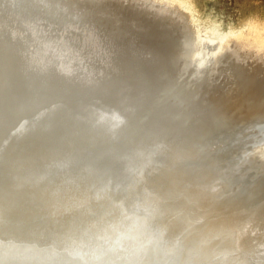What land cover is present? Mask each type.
I'll use <instances>...</instances> for the list:
<instances>
[{
    "label": "bare ground",
    "instance_id": "1",
    "mask_svg": "<svg viewBox=\"0 0 264 264\" xmlns=\"http://www.w3.org/2000/svg\"><path fill=\"white\" fill-rule=\"evenodd\" d=\"M259 24L0 0V264H264Z\"/></svg>",
    "mask_w": 264,
    "mask_h": 264
},
{
    "label": "rangeland",
    "instance_id": "2",
    "mask_svg": "<svg viewBox=\"0 0 264 264\" xmlns=\"http://www.w3.org/2000/svg\"><path fill=\"white\" fill-rule=\"evenodd\" d=\"M190 2L196 18L204 28L214 27L220 32H227L245 28L249 23L264 25V0H190Z\"/></svg>",
    "mask_w": 264,
    "mask_h": 264
},
{
    "label": "water",
    "instance_id": "3",
    "mask_svg": "<svg viewBox=\"0 0 264 264\" xmlns=\"http://www.w3.org/2000/svg\"><path fill=\"white\" fill-rule=\"evenodd\" d=\"M206 66H208V65H206ZM195 68H197L198 69V67H197V65L195 66ZM203 68H205V67H199V71H202L203 70ZM204 76L205 75H202V77H203V79H204ZM202 77H201V79H202ZM192 80H198V79H192ZM157 112H159V111H157ZM157 112H154L155 113V115H156V113ZM154 113H153V115H154ZM148 116V115H147ZM129 117V120H130V115L128 116ZM176 121L177 122H179L178 121V119L176 118ZM131 122H132V119H131ZM133 124H135V123H133ZM157 125H159L158 123H154L153 125H148L147 123H145V121H141V123L139 124V128H141L140 130H141V132H142V134L144 133V131L146 132V131H148V133H147V136L145 137V135H144V137L145 138H142L143 140H141V142L142 143H144L145 141V143H147L148 144V142H149V140L154 136H158V134H159V137L158 138H160V139H158L157 140V142H159V143H163V142H166L164 139L166 138V136H167V132H166V130H163V129H161L160 127H158ZM145 126H146V128H145ZM155 126H157L158 127V129H156V127ZM160 130V131H159ZM154 134V135H153ZM162 137V138H161ZM191 138V137H190ZM153 140H154V138H152ZM192 139V138H191ZM16 141H17V143H19L20 141H21V138H17L16 139ZM64 145V144H63ZM182 147H184V146H182ZM59 151H64L63 149H60V147H59ZM248 164H249V169H248V173L249 172H254V173H256L253 177H248V179L251 181V180H253V179H255L257 176H261V175H264V157L263 158H260V160L258 159V160H256V158H254L253 160H251V161H246ZM260 167H263L262 169H260ZM260 169V170H259ZM245 176V175H244ZM251 178H253V179H251ZM154 205V204H153ZM158 206V205H157ZM159 207V209L162 211V209L160 208V206H158ZM256 261H258V262H260V260H256ZM261 262H264V261H261Z\"/></svg>",
    "mask_w": 264,
    "mask_h": 264
}]
</instances>
